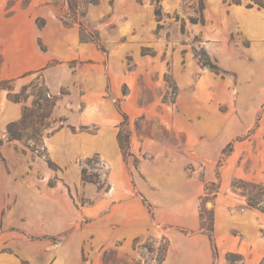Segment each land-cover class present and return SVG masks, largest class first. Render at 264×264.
<instances>
[{"label":"rangeland","instance_id":"rangeland-1","mask_svg":"<svg viewBox=\"0 0 264 264\" xmlns=\"http://www.w3.org/2000/svg\"><path fill=\"white\" fill-rule=\"evenodd\" d=\"M157 1L163 10L160 21L155 15ZM198 9L199 0H0V48L7 43L15 45L17 30L30 23L52 26L53 30L45 35L50 42L56 38V27L83 34L88 56L74 64L79 61L94 73L99 65V70L104 71L106 104L111 102L115 108L119 104L129 117L134 156L125 159L123 169L134 177V193L142 201L146 198L155 215L157 206L150 198L156 197L158 188L148 180L147 172L157 166L169 173L185 171L203 183L199 212L200 219L203 215L207 221L211 210L215 216L219 194L214 197V190L218 184L226 194L240 197L246 194L234 186L239 180L264 185V97L256 96L253 82L256 67L264 65V22L256 16L257 10H264V0H204V24H193L191 18L198 17ZM246 9L255 13L247 30L242 20ZM78 23L84 25L83 30ZM95 38L100 39L106 52L96 48ZM38 43L46 50L41 39ZM203 49L220 68L219 73L202 66L199 54ZM3 60L0 57V63ZM92 83L90 88L95 89ZM6 87L18 89L20 102L32 100L26 127L18 129L19 143L25 152L44 158L45 137L65 123L48 115L47 87L39 74L21 81L10 80ZM62 93L68 92L64 89ZM74 131L98 134L100 129L91 125ZM225 134L229 140L223 149L232 142L233 147L224 157L218 143ZM221 158L224 161L218 167ZM88 160L91 162L86 165ZM54 164L55 171L64 170ZM82 165L90 175H98L109 185L118 171L115 161L100 154L81 160V168ZM50 183L55 184V180ZM211 183L216 186L207 191ZM71 192L78 208L84 207L87 213L72 230V234L88 230L80 264H157L154 260L164 258L168 245L157 229L182 230L177 227L182 215L165 212L167 223L156 227L154 236L135 240L125 256L120 245L112 243L111 230L103 235L95 228L99 219L111 214V206L100 216H91L89 212H94L98 198L86 196L81 189L72 188ZM31 236L23 227L10 228L5 242L0 244V253L16 257L19 264H31L22 257ZM226 261L242 264L239 258L228 255ZM214 264H218L217 258Z\"/></svg>","mask_w":264,"mask_h":264},{"label":"crops","instance_id":"crops-1","mask_svg":"<svg viewBox=\"0 0 264 264\" xmlns=\"http://www.w3.org/2000/svg\"><path fill=\"white\" fill-rule=\"evenodd\" d=\"M242 13L243 27L247 30L255 13L247 9ZM256 16L264 22V10H257ZM56 29V38L50 42L45 40V35L53 30L52 26L45 23L39 28L36 23H30L17 30L15 45L7 43L0 48V57L5 58L0 63V138L6 139L8 125L21 120L24 109L32 106L31 99L10 100L9 93L19 91L2 89L3 81H21L39 74L48 92L59 97L53 118L65 122L44 139L48 158L62 167V172L50 168L46 159L22 150L19 141H4L0 148V244L5 242L10 228L23 227L32 236L25 244L22 257L31 264H80L88 230L81 229L74 234L72 230L87 213L84 207L78 208L71 192L74 188L98 198L94 212H89L91 216H100L111 206V214L99 219L95 228L103 235L111 230L112 243L119 244L125 256L135 240L154 236L155 228L167 223L168 219L163 218L165 212H178L182 220L177 227L193 234L186 235L176 227L157 229V234L168 241L161 264H214L210 239L200 232L199 200L203 183L185 171L169 173L157 166L146 174L158 188L156 197L150 198L157 212L155 215L149 212L134 193L132 173L123 169L126 161L117 138L123 118L111 102L106 104L103 69L99 70L100 66L96 65L94 73L92 68L82 67L79 61L74 64L88 56V44L74 29ZM40 39L46 50L40 48ZM256 73L253 76L256 96L264 97V65L256 67ZM90 82L95 84V89L90 88ZM64 89L68 93H62ZM82 101H85L84 106ZM91 125L100 129L98 134L74 131ZM228 140L225 134L218 143L222 153ZM94 154L117 164L118 171L111 178L110 190L104 193L97 185L83 181L80 161ZM51 180H55V184L51 185ZM145 185L147 189L146 181ZM140 190L146 192L142 187ZM220 190L216 197L213 232L218 247L217 263L226 264V256L232 253L242 256V264H261L264 261V213L249 207L246 196H232L223 192V188ZM174 201H178L175 206ZM0 264L19 262L12 255L0 253Z\"/></svg>","mask_w":264,"mask_h":264},{"label":"trees","instance_id":"trees-1","mask_svg":"<svg viewBox=\"0 0 264 264\" xmlns=\"http://www.w3.org/2000/svg\"><path fill=\"white\" fill-rule=\"evenodd\" d=\"M137 1L141 2V0H137ZM203 11H204V0H199V9L196 12L198 14V17L191 18V22L193 24H198V23L204 24ZM155 15H156L158 21H160L162 18V15H163V10L159 4V1L156 2ZM72 23L75 24V21L72 20ZM78 24L83 30L84 25L82 23H78ZM43 27H44V23L39 25V28H43ZM181 30L183 33L185 32L184 22H182V24H181ZM81 35H83V34H81ZM93 42L95 43L98 50H100L102 52H106L105 48L102 46L100 39L95 38V39H93ZM199 58H200V61H201L203 67L208 68L211 71H214L217 73L220 72V68L215 63H213L211 61L206 50H204V49L202 50V54H199ZM8 82L9 81H3L1 83L2 89H8L6 87V83H8ZM8 90L11 91V89H8ZM124 95H126L125 92H124ZM9 99L14 101V102H20V96L17 93H11L10 92L9 93ZM57 99H58L57 96H52L47 91V98L45 99V101H46V107L48 109V115L49 116H51L53 113V109L56 105ZM35 105H38V103L36 102ZM116 107H117L118 111L120 112V114L123 118V120L119 126V132H118V136H117L118 143H119V146L121 148V151L123 153L124 158L127 160L128 157L133 156V154L131 153V133L129 130V126H130L129 117L125 112L122 111L121 106L119 104ZM29 112H32V109L29 107H26L24 109L23 118L18 122H13V123L8 125V127H7V139H6L7 142H13V141H20L21 140V136L18 134V129H19V127H26L27 117L30 116ZM3 144H4V140L0 139V148L2 147ZM232 147H233V142L230 143L223 150L222 155L224 157L228 156L229 153L232 152ZM44 149H45V147H44ZM0 155H1V153H0ZM43 156L46 159L50 168L55 170L56 165L48 158L47 152ZM137 161L138 160L136 159V162ZM223 161H224L223 158H221L219 161L218 167H221ZM90 162H91L90 160L85 161V164L89 165ZM217 176H218L217 178L219 180L220 179V173L219 172L217 173ZM82 177H83L84 182L95 183L100 191L104 190L107 192L110 190V185L108 183L107 184L103 183L100 180V177L98 175H94V176L90 175L89 170L87 168H85L83 165H82ZM211 186H216V183H211L210 185H208L206 187V190L207 191L211 190V188H210ZM234 186L245 192V194H246L245 196L247 198V204L249 207L257 209V210L264 213V185L263 184L243 182V181L239 180L238 182H236V184L234 183ZM219 189H220V184H218L216 187V190H214V192H215L214 197H216L217 194L219 193ZM143 203L146 205L149 212L152 213V207L147 202V200L145 198L143 199ZM201 216L202 217H201V224H200V232L208 235L210 242H211V245H212L214 258L216 259L218 257V247H217L214 235H213L214 221H215L214 210H211V217L207 221L203 218V215H201ZM181 231H182V233H184L186 235L193 234L192 231L187 230V229H182ZM167 247H168V245H167ZM167 247L165 248V253L167 251ZM228 256H232L234 258H239L241 261H243V258L240 255L228 254ZM163 261H164V258L161 260H158V262L160 264ZM261 264H264V261Z\"/></svg>","mask_w":264,"mask_h":264}]
</instances>
